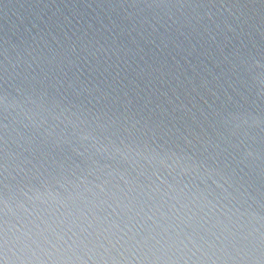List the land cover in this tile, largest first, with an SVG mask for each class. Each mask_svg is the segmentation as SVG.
<instances>
[{"label": "clouds", "instance_id": "9594fccd", "mask_svg": "<svg viewBox=\"0 0 264 264\" xmlns=\"http://www.w3.org/2000/svg\"><path fill=\"white\" fill-rule=\"evenodd\" d=\"M130 7L142 38L167 25L166 32L187 28L215 44L223 68L213 79L223 95L203 79L217 106L199 108L198 118L186 105L139 106L143 89L135 79L121 87L119 71L104 86L68 78L65 69L79 67L81 52L97 71L113 56L117 68L131 67L127 58L136 53L114 40L85 35L79 50L47 54L5 49L0 264H264V16L257 24L240 4L226 13L170 0ZM156 72L163 65L136 75ZM177 111L190 113L200 131L182 132ZM101 197L115 202L116 217V208L139 205V221L97 215L94 209L112 207Z\"/></svg>", "mask_w": 264, "mask_h": 264}, {"label": "water", "instance_id": "95a60500", "mask_svg": "<svg viewBox=\"0 0 264 264\" xmlns=\"http://www.w3.org/2000/svg\"><path fill=\"white\" fill-rule=\"evenodd\" d=\"M152 2L154 0H0V65L4 63L5 49L10 55H15L14 48L21 51L25 48H34L37 52L47 54L49 49L61 51L70 46H75L79 50L80 38L85 35L87 39L95 37L101 43L105 39L109 43L114 40L116 44L130 47L136 53L134 57L130 55L127 58V63L131 67L126 68V65L121 63L120 68H117L116 64L120 62L113 56L97 71L96 60L87 53L81 52L79 67L65 69L68 78H79L81 81H92L104 86L103 82L112 83L113 77L119 71L121 75L117 83L122 81L121 87L129 85V80L135 79L143 89L140 92L143 99L139 106L148 104L149 108H155L157 105H163L168 112H172L175 106L186 105L196 112L198 118V109L201 107L205 112L210 113L211 109L208 105L213 104L215 97L201 87V82L206 78L211 81L212 91L223 95L222 89L217 88L213 79V74L217 77L221 76L223 68V65L216 66V61L222 60L219 49L211 41L201 40L187 28L183 29V34L177 32L175 28L166 32L167 25L165 27L157 25L159 31L151 36L148 34L151 31L149 29L148 32H144L142 38L140 35L142 30L133 31L134 24L139 27L138 18L130 19L127 13L133 11L130 7L132 4ZM170 2L205 5V8L198 9L200 13L205 11L226 13L232 5H247V11L255 17L257 24L264 16V8L261 7L264 5V0H170ZM212 5L215 7H207ZM253 5L256 7L253 8ZM168 24H171V21H168ZM229 50L230 46L225 52ZM109 64L112 65L110 68ZM148 65L155 67L163 65V74L156 72L151 77L147 74L137 77L139 69ZM103 68H108V72H104ZM125 75L129 79H124ZM220 82L227 88L223 78ZM193 104L196 108H193ZM213 106L217 105L213 104ZM175 115L177 118L174 123L185 134L189 128L200 131L190 119V113L185 115L177 111ZM182 116L185 119H180ZM204 127L207 128V124ZM208 131L211 132V129L208 128ZM101 199H108L112 207L105 204L94 209L97 215L105 217L111 213L113 219L127 222L129 217H134L133 223L139 221L140 217L135 215L139 211V205L132 212L116 208V212L120 213V217H116L113 213L115 202L108 197ZM145 211H147L146 207Z\"/></svg>", "mask_w": 264, "mask_h": 264}]
</instances>
